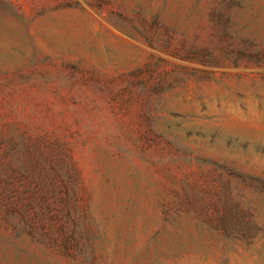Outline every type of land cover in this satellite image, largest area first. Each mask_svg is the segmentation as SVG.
Here are the masks:
<instances>
[{
    "label": "rangeland",
    "instance_id": "1",
    "mask_svg": "<svg viewBox=\"0 0 264 264\" xmlns=\"http://www.w3.org/2000/svg\"><path fill=\"white\" fill-rule=\"evenodd\" d=\"M0 264H264V0H0Z\"/></svg>",
    "mask_w": 264,
    "mask_h": 264
}]
</instances>
